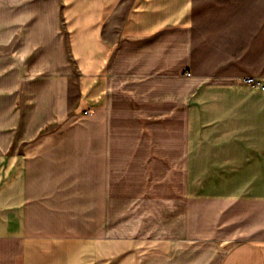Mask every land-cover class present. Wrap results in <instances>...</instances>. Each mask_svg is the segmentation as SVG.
<instances>
[{"label":"crops","instance_id":"0c3cea01","mask_svg":"<svg viewBox=\"0 0 264 264\" xmlns=\"http://www.w3.org/2000/svg\"><path fill=\"white\" fill-rule=\"evenodd\" d=\"M192 9L0 0V264H264V216L254 241L191 235L193 179L264 198V45L246 76L197 67Z\"/></svg>","mask_w":264,"mask_h":264},{"label":"rangeland","instance_id":"374dc122","mask_svg":"<svg viewBox=\"0 0 264 264\" xmlns=\"http://www.w3.org/2000/svg\"><path fill=\"white\" fill-rule=\"evenodd\" d=\"M192 11L197 67L211 69L220 62L246 76L248 46L264 45V0H193ZM254 188L248 180L193 179L188 212L192 237L225 244L262 237L264 198Z\"/></svg>","mask_w":264,"mask_h":264},{"label":"built area","instance_id":"2783aa9c","mask_svg":"<svg viewBox=\"0 0 264 264\" xmlns=\"http://www.w3.org/2000/svg\"><path fill=\"white\" fill-rule=\"evenodd\" d=\"M242 81L247 86H251L253 88H260L261 90L263 89V85L256 78L245 77Z\"/></svg>","mask_w":264,"mask_h":264}]
</instances>
